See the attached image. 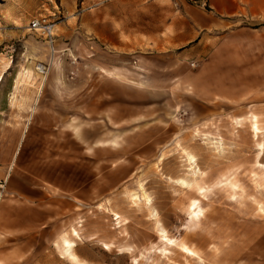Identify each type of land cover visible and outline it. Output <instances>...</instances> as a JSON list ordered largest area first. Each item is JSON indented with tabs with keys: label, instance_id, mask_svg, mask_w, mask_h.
Wrapping results in <instances>:
<instances>
[{
	"label": "rangeland",
	"instance_id": "374dc122",
	"mask_svg": "<svg viewBox=\"0 0 264 264\" xmlns=\"http://www.w3.org/2000/svg\"><path fill=\"white\" fill-rule=\"evenodd\" d=\"M96 7L0 0V264H77L65 238L85 264H264V49L231 56L230 101H200L102 54Z\"/></svg>",
	"mask_w": 264,
	"mask_h": 264
},
{
	"label": "crops",
	"instance_id": "0c3cea01",
	"mask_svg": "<svg viewBox=\"0 0 264 264\" xmlns=\"http://www.w3.org/2000/svg\"><path fill=\"white\" fill-rule=\"evenodd\" d=\"M96 1L94 22L88 14L80 26L94 34L102 54L126 63L133 60L146 71L171 72L164 76L166 87L172 88L184 78L200 101H230L232 92L223 74L231 68V56L264 49V0ZM248 39H254L256 46H248ZM191 57L192 64L198 61L202 66L197 72L183 74V65ZM112 68L123 71L126 67L113 63ZM5 207L0 201L2 223L5 213L1 209Z\"/></svg>",
	"mask_w": 264,
	"mask_h": 264
},
{
	"label": "built area",
	"instance_id": "2783aa9c",
	"mask_svg": "<svg viewBox=\"0 0 264 264\" xmlns=\"http://www.w3.org/2000/svg\"><path fill=\"white\" fill-rule=\"evenodd\" d=\"M57 23L46 16L35 17L30 22V29L43 37L51 45L55 43ZM42 66V70H44Z\"/></svg>",
	"mask_w": 264,
	"mask_h": 264
},
{
	"label": "bare ground",
	"instance_id": "6f19581e",
	"mask_svg": "<svg viewBox=\"0 0 264 264\" xmlns=\"http://www.w3.org/2000/svg\"><path fill=\"white\" fill-rule=\"evenodd\" d=\"M38 69L41 70L42 68L39 67ZM4 76H5V75H3V74L0 76V85H1V82L3 81V77H4ZM188 159H189V163L192 162V161H193V156H192V157L189 156ZM182 183H183V185H186V186H187V183H186L185 180H183ZM144 196H145L148 200H150V199L147 197V195L144 194ZM135 197H138V195H135ZM148 203H149V202H148ZM74 233H75L76 235H78V232L75 231V230H74ZM163 239L166 240V242L169 241V239H167V238H163ZM169 242H172V241H169ZM64 245H65V249H66V254L68 255V258H69L70 260H72L74 263H77V264H85L84 262H82V261L80 260L79 256L75 253V247H76V244H75L74 241L65 238V240H64ZM187 252H188V251H187Z\"/></svg>",
	"mask_w": 264,
	"mask_h": 264
}]
</instances>
